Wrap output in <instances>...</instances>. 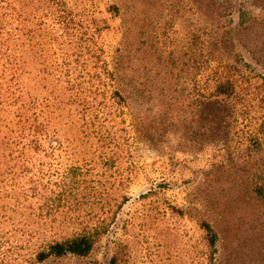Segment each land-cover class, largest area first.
Listing matches in <instances>:
<instances>
[{
	"label": "rangeland",
	"instance_id": "rangeland-1",
	"mask_svg": "<svg viewBox=\"0 0 264 264\" xmlns=\"http://www.w3.org/2000/svg\"><path fill=\"white\" fill-rule=\"evenodd\" d=\"M49 1H21L23 79L76 103L24 189L0 157V264H212L204 221L220 264H264V0Z\"/></svg>",
	"mask_w": 264,
	"mask_h": 264
},
{
	"label": "trees",
	"instance_id": "trees-1",
	"mask_svg": "<svg viewBox=\"0 0 264 264\" xmlns=\"http://www.w3.org/2000/svg\"><path fill=\"white\" fill-rule=\"evenodd\" d=\"M22 0H0V157L6 158V172L11 178V185L23 187V174L31 168L30 160L34 151L39 149L43 139L55 137L50 133L54 107L75 104L73 97L55 94L40 95L34 84H26L23 79L24 57L22 55L23 8ZM52 1L51 5L60 2ZM118 10L116 5L113 6ZM34 37V30L31 33ZM70 83L68 82L67 89ZM80 85V86H78ZM128 84L118 83L115 94L126 89ZM78 88H84L77 84ZM76 86V87H77ZM72 84L71 88H76ZM218 95L233 94L235 86L230 81L216 86ZM82 102H79L81 105ZM21 184V185H20ZM261 188V187H260ZM257 189L264 198L263 191ZM39 224V222H38ZM27 228L32 235L33 228ZM207 231L208 246L212 248V264H220L218 236L210 223L204 221ZM41 226L39 225L38 228ZM94 238L89 233H78L72 237L46 243L45 248L36 254L37 261H44L51 256L61 257L68 254L87 256L93 249Z\"/></svg>",
	"mask_w": 264,
	"mask_h": 264
}]
</instances>
